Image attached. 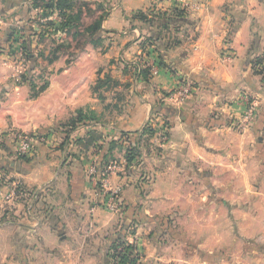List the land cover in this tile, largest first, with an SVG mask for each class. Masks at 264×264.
Instances as JSON below:
<instances>
[{"label":"crops","instance_id":"obj_1","mask_svg":"<svg viewBox=\"0 0 264 264\" xmlns=\"http://www.w3.org/2000/svg\"><path fill=\"white\" fill-rule=\"evenodd\" d=\"M107 1L100 58L121 56L125 102L94 97L96 71L72 68L30 98L7 83L0 54V178L5 193L23 189L1 199L0 264H107L119 236L139 246V264H264V0ZM19 3L0 0V51ZM150 59L158 72L141 74ZM185 81L188 97L169 100ZM82 108L103 114L15 157L12 128L66 126ZM103 157L121 165L115 210L90 176Z\"/></svg>","mask_w":264,"mask_h":264},{"label":"rangeland","instance_id":"obj_2","mask_svg":"<svg viewBox=\"0 0 264 264\" xmlns=\"http://www.w3.org/2000/svg\"><path fill=\"white\" fill-rule=\"evenodd\" d=\"M19 1V5L15 8L16 11L14 10L10 15L12 17L9 16L14 28L12 35L7 39L5 45L1 46L3 50L0 51L6 63L4 66L10 73V78L6 79L10 86L23 88V94L25 86L28 97L36 98L48 88L53 74H60L62 70L72 68V70L80 72L81 75L89 70L94 73L96 71L97 77L94 78L91 89L94 97L98 95L99 100L103 99L105 103H113L125 102L131 98L132 92L128 89L131 83L127 84L124 78H120L117 73L118 65H121L120 61L117 60L121 57L118 51L112 50L110 52L112 57L108 62L101 60L100 55L108 51L111 44H106L108 42L103 36L102 28L92 35L89 32V27L97 25L98 21L101 20L103 24L110 10L109 1L74 0L76 3L73 9L68 10L65 15H62L56 7L53 10L45 8L44 5L47 0H36L40 5L38 7H34L35 0ZM49 1L52 2V0L47 2ZM69 14H71V18L69 17L68 20L67 15ZM150 61L146 62L144 67L141 68L140 66L138 71L150 69V65H155L153 60L150 59ZM113 71L117 74H114ZM186 83L190 82L185 81L184 84ZM189 85L192 87L191 84ZM19 90L17 89V91ZM190 92L191 90L188 95ZM174 94L169 93L168 99L177 101L176 98H171ZM3 95L4 93L1 96ZM81 110L85 111L83 113L88 122L91 119L98 121L103 114L101 112L98 115L99 112L95 108H82ZM65 122H69V120ZM71 126H33L25 130L24 128H12L8 142L11 143V148L15 151V157H20L15 150L16 135L25 133L36 137L43 135L45 138H49L50 135L62 130L65 131ZM165 128L164 125L156 126L154 132L158 135L159 143L163 142L159 139V135ZM2 144L4 143L0 141V145ZM134 152L136 153L135 150ZM140 171L142 172V170ZM128 176L130 175L128 174Z\"/></svg>","mask_w":264,"mask_h":264},{"label":"built area","instance_id":"obj_3","mask_svg":"<svg viewBox=\"0 0 264 264\" xmlns=\"http://www.w3.org/2000/svg\"><path fill=\"white\" fill-rule=\"evenodd\" d=\"M151 74H156L158 72V67L155 65H150ZM153 72V73H152ZM190 83L182 84L175 94L171 96V98H176L177 101L183 100L185 97L188 96L189 91L191 90ZM253 119V109L247 110L246 114L244 115L245 122H250ZM165 133L163 130L160 132L159 139L164 140L166 138ZM38 143H48V139L45 138L43 135L36 137L34 135L28 134H18L15 136V150L20 156L24 157H31L36 153ZM99 165H93L90 168V176L92 177L93 181L98 186L99 190L105 195V203L106 206L111 209L115 210L118 208V189H114L110 187L109 177L112 173L121 170V165L116 162L112 161L108 164H105L103 168L100 170ZM5 182L0 178V203L1 199L4 198L6 201L16 197L19 192V183H13L9 185V190L7 193L4 192ZM134 246V253L137 255L136 264L141 263L142 255L139 246L135 242H130ZM118 253L123 250L122 246L118 247ZM116 253L115 257L112 259V264H123L121 261V257ZM128 264V263H125Z\"/></svg>","mask_w":264,"mask_h":264},{"label":"trees","instance_id":"obj_4","mask_svg":"<svg viewBox=\"0 0 264 264\" xmlns=\"http://www.w3.org/2000/svg\"><path fill=\"white\" fill-rule=\"evenodd\" d=\"M47 1L44 5L45 8L53 10V8L56 7L62 15L67 14L68 10H72L75 3H76L74 0H56V1L52 0V2H50V1L47 2ZM38 6H40V5L35 0L34 7H38ZM161 16H165V15L161 14ZM67 17L69 20V17L71 18V14L67 15ZM134 18H137V19L142 20L143 22H147V23H150L151 21H153L152 19L149 18V15L146 14L142 10L136 11ZM95 25L89 27L90 28L89 32L91 35L94 32H96L97 30H101V28H102L101 20L97 22L96 26ZM144 35L145 34H143L142 37H144ZM151 39H152L151 37L144 38L143 42L144 43L149 42ZM149 44H152V43H149ZM164 65H165L164 60H160L159 66H164ZM142 73L145 74L146 76H148L149 74H151V71H150V69H144L141 72V74ZM83 112H85V111L79 110L77 112V115L66 124V126H68V125H70V126L72 125V126L69 129H66L65 131L69 132V131L73 130L78 124L81 125V124H85L87 122V120H86L87 117L85 116V114ZM90 121H92V119ZM146 131H148V129H146ZM150 131H152V129ZM127 137H129V138H125V140H127L128 144H129L128 145L129 146V154L131 157V156H133V151L135 149L134 148L135 142L130 138L131 137L130 135H128ZM40 146H41V143H38L37 149H36L37 151L39 149H41ZM21 157L23 158L24 156H21ZM108 161L109 160L107 157L102 158L101 162L98 164L100 166L99 167L100 170L103 168V165L106 164ZM18 193L19 194L23 193V189L21 186L19 187ZM119 246H122L123 250L118 253L117 249ZM116 253H118V255L121 257V261L123 264H125V263L136 264L137 255L134 253L133 244L122 240V238L120 236L112 243V246L108 251V263L107 264H112V259L115 257Z\"/></svg>","mask_w":264,"mask_h":264}]
</instances>
